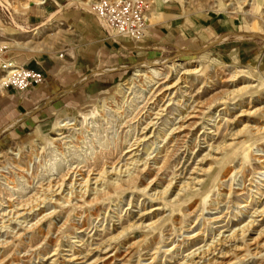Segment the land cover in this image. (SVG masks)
I'll return each instance as SVG.
<instances>
[{
    "label": "bare ground",
    "instance_id": "1",
    "mask_svg": "<svg viewBox=\"0 0 264 264\" xmlns=\"http://www.w3.org/2000/svg\"><path fill=\"white\" fill-rule=\"evenodd\" d=\"M3 1L14 8H17L16 5L19 3L23 10H28L32 3L36 5L44 3V0ZM70 1L72 4L69 6L78 4L89 11L91 10L90 2L93 0ZM241 4L250 5L251 9L248 13L254 14L261 10L264 0H244ZM204 72L202 64H196L195 61L161 59L142 65L133 76L143 81L141 93L138 96L135 94L133 98L130 96L134 93H129L130 96L126 97V106H123L124 111L111 109L115 117L123 121V128L127 126L131 129L128 130L131 142L126 136L113 142L108 139L98 147V150H92L87 155L84 153L82 159L70 157L69 154L73 152L95 147L97 138L101 136L96 135L95 138L92 134L93 129H85L81 125L78 128L72 120L66 119L60 121L53 130L58 137L54 140L55 143L51 142L53 156L59 157V162H65L64 168L58 169L56 177H54L55 174L51 176L49 174L51 170L47 169L48 175L45 174L47 178L35 183L36 177H31L29 166L24 167L18 162L19 154H15L18 161H13L10 167H1L0 264H25L26 259L30 262L32 256L40 257L49 247H55L48 257V260H51L50 264H58L56 257L60 255L62 246L52 238L55 230L57 235L60 234L68 220L74 218L79 221L78 230L86 232L90 228L86 221H90L88 219L91 217L98 219L101 216V207L137 192L142 193V196L150 201L158 202L162 207L152 206L149 211L145 209L140 211L139 221L120 228L121 231L115 236L97 244L93 251L99 254L94 260L90 261V258H87L91 251L85 249L86 251L69 256V259L64 260V264H131L133 255L130 250L135 245L155 241L157 244L153 251L143 253L146 254L144 256L149 257L145 259L148 262L146 264L157 263L158 253L161 251L160 245L162 246L165 242L168 244L165 252L171 257L170 264H235L237 262L246 264L252 260H258L252 264H264V203H261L264 191L256 197L257 203L261 204L252 211L249 210L250 199L244 200L239 205L240 210L235 217L241 218L244 215L248 218L247 221L230 227L228 222L226 225H221L226 222L224 216L213 218L212 224L218 225L216 231L218 233L209 238V241L206 239L210 228L206 227L202 232L192 233L191 229L195 228L193 226L183 228L188 237L181 243L169 241L172 240L170 236L167 239L163 238L168 226L174 224L176 213L182 208L205 201L210 194L214 193L220 181L230 182L228 190L224 194L223 192L218 194L222 200L220 203L230 197L233 193L232 179L241 168H247L252 157L251 154H247V162L243 164L244 166L240 165L239 170L233 165L234 161L241 156L245 145L253 146L264 139V102L263 105L259 103L262 102L259 96L261 88L248 78V69L233 67L220 74L218 77L225 87L224 93L221 96L210 97L208 100H201L204 93L201 90L212 88L210 85L214 83L211 76H204ZM20 73V68L9 70L7 75L0 79V92L3 91L6 83L15 82ZM196 83L200 87L196 93H193ZM257 96L260 98L258 102L255 101ZM178 98L183 100L178 101ZM245 98L248 100L244 102ZM123 100L125 102V99ZM241 103H245V106L235 120L247 119L243 121L242 128L229 133L228 139L218 144L212 143L218 135H212L213 127L208 133L204 131L202 134L210 140L206 142L209 153H206L200 162L211 160V165L208 168H194L190 173L191 176L181 177L183 172L178 174L177 170L179 163L175 166L173 162L183 152L193 154V148L188 146L189 140L199 129L206 130V126H210L213 110L225 106L217 113L218 117L223 115V120H226L225 117L230 112L229 104L237 106ZM175 104L177 108L174 107ZM128 113L130 116L127 115ZM171 115H175V118L172 119ZM101 122L98 133L102 134L103 127L114 121L109 122L103 118ZM69 126H74V131L79 132L76 134V137L78 135L77 144L68 140L75 135L62 133L63 129ZM58 142L60 144H57ZM163 142H167L163 147L165 154L160 159L157 156L151 158L153 154L149 153L151 147L157 149L158 144ZM199 143L200 137L196 141L197 145ZM127 144L128 147L123 149ZM141 152L144 154L140 155ZM258 161L263 170L261 174L264 175V155H259ZM245 191L246 188L240 190V196L244 195ZM49 204L55 207L54 211L47 212ZM167 207L171 209L168 220L159 214H155L150 222L143 220L144 216ZM212 210H219V208ZM59 213H62L65 218L62 227L55 229L48 225L46 229L45 226L50 219ZM30 217L32 219L28 222L27 218ZM137 230L143 234L138 240L122 244L130 232ZM4 234L8 236L7 239H3ZM181 234L184 233L181 232ZM123 248L124 255L117 256ZM185 249L187 250L183 253ZM140 259L141 255L137 264H141ZM174 259L177 261H173Z\"/></svg>",
    "mask_w": 264,
    "mask_h": 264
},
{
    "label": "rangeland",
    "instance_id": "2",
    "mask_svg": "<svg viewBox=\"0 0 264 264\" xmlns=\"http://www.w3.org/2000/svg\"><path fill=\"white\" fill-rule=\"evenodd\" d=\"M93 1L90 2L91 10L88 11L78 4L69 6L72 4L70 0H57L58 4L55 5L53 0H44V2L51 3L53 5L55 12H48L47 14L39 17L38 20L32 21L29 20V15H31L33 10L41 6V4L36 5L32 3L28 10H23L19 6V3L16 5L17 8H14L9 3L7 4L6 1L2 0L3 3L0 2V79L6 76L9 70L19 69L21 67H24L25 69H33L32 66L42 60L47 61L48 59H53L61 61V59L64 58L66 51L78 44L80 37L90 35L91 33L89 32H93L92 30L94 28L102 31L104 26L92 10ZM231 1L144 0L147 6L146 18L149 27L148 34L144 39L148 38L150 35V28L152 29L156 27L162 29L165 28V26H168L165 23L166 16L164 13H168L169 10L175 11L173 13L179 15L176 19L177 21L174 23L176 24V28L181 27L180 30L189 33L191 37L190 39H197L198 42L202 40V30L204 28H209L211 25L210 23L212 22H221L225 26L226 31L220 36L219 41H222L221 39L225 38L223 41L230 44L228 48L229 52L225 54L224 60H216L210 57L209 53L201 50L195 53L192 49L195 47L193 45L188 48L185 47L184 49V46L178 48L177 44L169 48L163 46L157 47L159 49L154 50L157 53L155 57L141 62H136L135 65L131 66L127 70V75L121 82L101 87L91 94H85L80 100L76 101L74 106L67 107L64 105L57 109L54 108V105L57 102L63 100V96L61 97L60 95L57 100L51 101L50 104L45 103L42 105L47 106L40 110L36 115L43 114L45 111L48 112V114L41 118V122L35 124L32 128H28L27 131L20 136L13 137L9 136V133H7L4 138H1L0 168L3 166L10 167L14 163L13 161H18L15 154H19L20 158L18 162L24 167L29 166L31 177H36L35 183L39 180L47 178L45 177L46 173V176L48 175L47 169L51 170L49 173L51 176L55 174L54 177H56L58 169L64 168L63 163L65 162H59L60 158L53 156L51 142H54V140L58 138L53 130H55L60 121L66 119L72 120L75 125H78V128L82 126V128L85 129H93L92 134L95 135V138L97 137L96 135L101 136L97 138L95 147H88L75 152L77 155L73 152L69 154L70 157L74 156L73 158L82 159L84 153L87 155L92 152V150H98V147L105 143L108 139H111L113 142L116 139L121 140L124 136H126L129 142H131L132 139H129L130 137H128L130 134L128 130L131 129L127 128V126L124 127V129L123 121L117 119L111 109L119 110L120 112L124 111L123 106H126V97L130 96L129 93H134L130 96L132 98L135 94L138 96L141 93L143 81L139 78L135 79L133 76L138 67L147 64L146 62L154 63L161 59H170V61H195L196 64H202L205 71L204 76H211L214 84L210 85L212 88L208 87L201 90L204 91L201 100H208L210 97L212 98L215 95L221 96L224 93L225 87L222 83H220V77H218L220 74L227 72L233 67L247 68L249 71L248 78L261 88L259 96L262 102L259 103L263 105L264 5L261 10L251 14L248 13L251 9L250 5L245 6L241 4L244 0ZM238 53L239 55H237ZM248 78L247 80H249ZM131 79L133 80L131 81ZM132 82L133 84L130 85ZM7 84L9 83L4 85L3 91L0 92V95L6 91L26 93L36 86L33 85L24 91H20L13 86L7 87ZM199 87V84L196 83L195 88H193V93H196ZM259 96L256 97L257 99L255 98V101H259ZM123 99H125V102ZM177 100L182 101L183 99L178 98ZM246 100H248V98H245L244 102ZM176 104L174 107L177 106ZM42 106L37 108L40 109ZM244 106L245 103H241L237 106L229 104L228 108L230 109V112L225 117L226 120H223V115L218 117L217 113L219 109L225 108V106L213 110L211 113L213 118L209 124L210 126H206V130L199 129V131L189 140L188 146L193 148V154L183 152L176 158L175 162H173L175 166L179 163L177 170L178 174L183 172L181 177L187 178L191 176L190 173L194 168H208L211 165V160L203 163L200 162L204 155L209 153L208 149H206L208 144L206 142L210 141L209 138L205 137L202 133L204 131L208 133L210 128L213 127L211 129L213 132L212 135H218L214 138L212 143L214 142L215 144H218L219 142L227 140L229 133L238 131L242 128L243 121H247L246 118H242V121L235 120L236 116L240 113L242 107ZM174 113L177 114V112ZM127 115L130 116V113ZM170 117L173 119L175 118V115H171ZM103 118H105V120H109V122H114L109 125H105L103 127L104 132L101 134L98 133V131L100 130V125H102L101 120H103ZM165 118L167 120V117ZM127 120H129V118ZM62 133L70 136L75 135L73 138L68 140H71L74 143L76 142V144L78 143V135L76 137V134H79V132L74 131V126L64 128ZM136 135L137 133L135 136ZM198 137H200V143L197 145L196 141ZM166 143L167 142L158 144L157 147L159 148L157 149L152 146L149 151V153H153L151 158L157 156L160 159V157L165 154V148L163 147ZM57 144L60 143L58 142ZM247 146H244L241 156L234 161L233 165L237 168V170H239L243 164H246L247 154H251L252 158L247 164V168H241L242 170L240 169L238 174L232 179L231 184L233 183V193L231 196L226 198L227 200L224 199L223 203H220L222 200L218 194H222V192L224 194L230 185V182L223 183L220 181L217 189L214 193L210 194L205 201L182 208L180 212L176 213L174 224H170L168 226L167 232L164 234L165 237L163 236L164 239H167L170 236L169 238L172 240L169 241L176 244L181 243L188 237L187 232L184 231V229H186L185 226H193L195 228L191 229L192 233L202 232L203 229H206V227L210 228L212 231L209 230L206 239V241H209L212 236H215V233L218 230V225L212 224L213 218L217 216H224L226 222L221 225H226L228 222V226L231 227L248 220V218L244 215L241 218L235 217L236 213L240 210L239 205L244 200L248 201L250 199L249 201L251 202L249 203V210L251 211L262 202L264 203V196L262 197L261 203L258 204V200H256V197L260 196L258 194L264 191V175L261 174L263 170L261 169V165L258 161L259 155H264V139L253 146L251 144ZM125 147L127 148L128 144L125 145L123 149H126ZM143 154L144 152L140 153V155ZM144 157L146 156L144 155ZM244 188H246L245 194L240 196L239 191ZM218 202L220 205H217L219 204ZM152 206L154 208L162 207L158 202H153L143 197L142 193L138 194L137 192L128 194L123 198L110 203L109 205L101 207V216L98 219H96V217H91L88 219L90 221H86L87 226H90L86 232L78 230L79 221L77 219L70 218L72 220H68L66 226L62 229L60 234L57 235L56 230L52 234V238L62 246L60 255L56 257L58 258L57 263L64 264L65 259H69L72 255L86 250L91 251L87 258H90V261L94 260L99 254L98 252L93 251L97 244L104 242L109 237L115 236L121 231L120 228H124L132 222L139 221L138 218L140 211H149ZM216 207H218L219 210H212ZM54 209L55 207L49 204L47 212H52ZM170 211L171 209L167 207L166 209L160 210L154 214L144 216L143 220H145V222H150L154 219L155 214L166 217L168 220L170 218ZM29 219L31 220L32 217L27 218L28 222H30ZM23 221L24 220H22V222ZM64 221L65 218H63L62 213L56 214L50 219L48 222L49 224L47 223L45 228L47 229L48 225H51V227L55 229L60 228L64 224ZM181 229L183 230L181 231ZM181 232L184 234L182 235ZM142 235L143 234L140 233L139 230L130 232L125 238L126 240H123L122 244L127 242L133 243ZM7 238L8 236L4 234L3 239ZM3 239L1 238V240ZM166 243L167 242H165L162 246L160 245L161 251L158 253L156 264H170L171 257L165 252L168 248V244ZM145 244L146 243H139L130 250L133 255V263L131 264H137L140 255V263H148L145 259H148L149 257L144 256L146 254L143 253L152 252L153 248L157 244V241ZM81 245H83L82 248H80ZM54 249L55 247L47 248L45 253H43L40 257L32 256L30 262L26 259L25 264H50L51 260H48V257H50V254ZM142 249L144 250L140 251ZM186 250L187 249H185L183 253H185ZM124 252L125 249L123 248L119 251L117 256L119 255L122 257ZM180 258H182V255H180ZM175 260L177 261V259H174L173 261ZM257 261L258 260H252L246 264H252ZM235 264L243 263L237 262Z\"/></svg>",
    "mask_w": 264,
    "mask_h": 264
},
{
    "label": "crops",
    "instance_id": "3",
    "mask_svg": "<svg viewBox=\"0 0 264 264\" xmlns=\"http://www.w3.org/2000/svg\"><path fill=\"white\" fill-rule=\"evenodd\" d=\"M53 1L54 5L58 4L57 0ZM48 12H55L53 5L44 2L31 12L29 20H38ZM173 12L164 13L168 26L150 28V35L142 41L120 38L115 42L108 38L103 27L102 31L94 28L90 35L80 37L78 44L66 51L61 61L48 59L34 64L33 69L44 75L45 82L26 93L6 91L0 95V140L7 133L20 136L41 122L48 112L36 114L47 106L42 105L57 100L59 95L63 100L54 105L56 109L74 106L85 94L121 82L136 62L155 57L157 47L169 48L177 44L178 48L184 46V49L193 45L195 53L201 50L216 60H224L230 44L223 41L225 38L219 41L226 31L221 22H209L211 25L202 30V40L198 42L190 39L189 33L180 30L181 27L176 28L174 23L179 15ZM39 106L42 107L39 109Z\"/></svg>",
    "mask_w": 264,
    "mask_h": 264
},
{
    "label": "built area",
    "instance_id": "4",
    "mask_svg": "<svg viewBox=\"0 0 264 264\" xmlns=\"http://www.w3.org/2000/svg\"><path fill=\"white\" fill-rule=\"evenodd\" d=\"M92 9L112 41L116 42L120 38L140 41L148 34L144 0H96L92 3ZM20 70L17 80L7 84V87L13 86L24 91L44 81V75L36 70L24 67Z\"/></svg>",
    "mask_w": 264,
    "mask_h": 264
}]
</instances>
